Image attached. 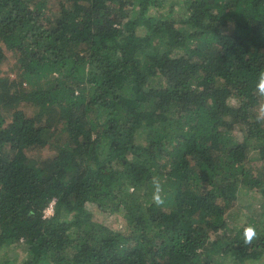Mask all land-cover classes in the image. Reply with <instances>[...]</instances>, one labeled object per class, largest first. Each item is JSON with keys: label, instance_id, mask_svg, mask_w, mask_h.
Returning a JSON list of instances; mask_svg holds the SVG:
<instances>
[{"label": "trees", "instance_id": "1", "mask_svg": "<svg viewBox=\"0 0 264 264\" xmlns=\"http://www.w3.org/2000/svg\"><path fill=\"white\" fill-rule=\"evenodd\" d=\"M262 71L264 0H0V264H264Z\"/></svg>", "mask_w": 264, "mask_h": 264}, {"label": "clouds", "instance_id": "2", "mask_svg": "<svg viewBox=\"0 0 264 264\" xmlns=\"http://www.w3.org/2000/svg\"><path fill=\"white\" fill-rule=\"evenodd\" d=\"M257 92L258 95L261 97H264V71H262L259 74L258 78V84H257ZM258 119L264 120V106H262V114L258 116ZM152 185H153V202L157 205H163L164 204V198H163V185L159 179V177H153L152 178ZM257 233L254 227L249 226L245 228L244 234H243V239L245 244H251L252 241L256 238Z\"/></svg>", "mask_w": 264, "mask_h": 264}, {"label": "rangeland", "instance_id": "3", "mask_svg": "<svg viewBox=\"0 0 264 264\" xmlns=\"http://www.w3.org/2000/svg\"><path fill=\"white\" fill-rule=\"evenodd\" d=\"M11 64H10V62L9 61H5L3 64H2V66H1V68H2V71H3V73H5V74H9V75H16V72L14 71H12L11 70ZM49 214H51L50 212H49ZM3 256V253H1L0 252V257H2ZM12 256V255H11Z\"/></svg>", "mask_w": 264, "mask_h": 264}, {"label": "built area", "instance_id": "4", "mask_svg": "<svg viewBox=\"0 0 264 264\" xmlns=\"http://www.w3.org/2000/svg\"><path fill=\"white\" fill-rule=\"evenodd\" d=\"M53 210H54V202H51L49 205H48V207L45 209V215L46 216H50V215H52L53 214ZM49 212L51 213V214H49Z\"/></svg>", "mask_w": 264, "mask_h": 264}]
</instances>
